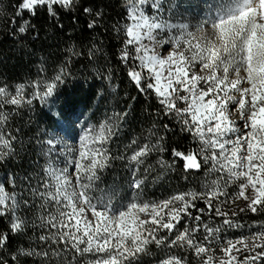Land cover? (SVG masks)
<instances>
[{
	"label": "snow or ice",
	"instance_id": "snow-or-ice-1",
	"mask_svg": "<svg viewBox=\"0 0 264 264\" xmlns=\"http://www.w3.org/2000/svg\"><path fill=\"white\" fill-rule=\"evenodd\" d=\"M119 9L113 18L105 0H0V33L25 55L49 39L38 17L65 44L34 76L0 77V264H264V0ZM76 30L91 39L77 45ZM122 76L130 100L114 82ZM185 134L187 152L171 140ZM115 161L127 188L100 189ZM181 164L185 180L203 173L198 190L143 198L153 173Z\"/></svg>",
	"mask_w": 264,
	"mask_h": 264
},
{
	"label": "trees",
	"instance_id": "trees-1",
	"mask_svg": "<svg viewBox=\"0 0 264 264\" xmlns=\"http://www.w3.org/2000/svg\"><path fill=\"white\" fill-rule=\"evenodd\" d=\"M122 2V0H105V3L110 5L111 11L110 14L115 18V14L120 11L119 4ZM42 26V32L47 30L49 39H44L43 35L41 37L40 41L33 43H29L28 47L29 49H37L35 55H25L23 49H17L14 42L11 38L3 35L0 33V77H6L10 81H23L26 77H28L30 74L35 75V63L39 60L41 56H47L48 59L51 61L55 57L59 55V48H62L65 46L64 43H61V37L57 34H54L50 26L46 23V21L43 18H39L34 21ZM63 22L66 25L65 32H69V26H71V19L70 18H64ZM0 28H2V25H0ZM71 35L73 37V42H75L77 45H81L82 43H87L88 40L91 39L90 33H81L79 30L71 32ZM104 40V48L106 52L111 53L114 49V46L116 44V41L114 37L112 36H106L102 38ZM113 62H115L114 57L112 58ZM83 64V61L77 62L74 65L73 72L76 75L80 74L81 71V65ZM86 67V65H85ZM118 82L120 84V96L121 98H125V92H130V95L126 97V99L130 100L132 95H136L134 88H132L130 85L127 84L126 80L123 79V76ZM103 105V102H101ZM153 105L155 104V101H152ZM144 107V101L143 98H140V102L135 104V114L136 116H139L142 112V109ZM37 111L40 108L39 102L36 104ZM103 111L104 108L101 107L100 112L96 114V117L93 119V123H95L98 119L103 118ZM131 119V117H130ZM140 124L137 123L135 125V132H140ZM125 137L121 140V143H127V139L130 138L131 134H133V128L127 127L124 130ZM173 142V146L178 147L181 151H189L192 148L195 147L190 141V138L187 136V134L184 135L183 138L181 137H173L171 138ZM175 141H179L178 144L175 143ZM113 155L116 154L117 145H112ZM165 158H168L167 155ZM155 160V156L152 157V160L149 161L151 163ZM179 163V162H178ZM105 178L102 183H100L99 188L100 189H106L110 185L113 184V181H118L119 184H122L124 188H127V185L124 184V176L125 171L122 169V165L119 161L114 162V167L110 169L108 172L104 174ZM152 176H156L155 181L152 180ZM203 176V173H200V175L195 179V181L192 180L191 177H189L188 180H185L183 178V170H182V164L180 168H178L175 172L168 171L163 173H153L149 177V187L145 189L143 193L144 199H157V198H163L167 195L173 194L177 191H187L190 188L199 189L200 183H201V177ZM119 194H122L121 189H117ZM99 192V191H97ZM98 195V194H96ZM231 207V206H230Z\"/></svg>",
	"mask_w": 264,
	"mask_h": 264
},
{
	"label": "rangeland",
	"instance_id": "rangeland-1",
	"mask_svg": "<svg viewBox=\"0 0 264 264\" xmlns=\"http://www.w3.org/2000/svg\"><path fill=\"white\" fill-rule=\"evenodd\" d=\"M96 194H98L97 196H100L102 193L99 191V192H96ZM128 195L131 196V193H129Z\"/></svg>",
	"mask_w": 264,
	"mask_h": 264
}]
</instances>
